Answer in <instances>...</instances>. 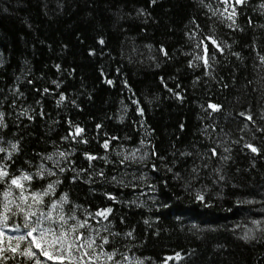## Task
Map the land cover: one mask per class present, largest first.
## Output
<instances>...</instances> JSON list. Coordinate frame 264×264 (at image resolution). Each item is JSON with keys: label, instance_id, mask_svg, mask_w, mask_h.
Returning <instances> with one entry per match:
<instances>
[{"label": "trees", "instance_id": "obj_1", "mask_svg": "<svg viewBox=\"0 0 264 264\" xmlns=\"http://www.w3.org/2000/svg\"><path fill=\"white\" fill-rule=\"evenodd\" d=\"M261 5L264 0L237 5L238 27L230 28L231 21L212 14L223 10L221 0H0V111L7 124L0 129V146L10 150L11 142L19 148L10 160L0 153V165L14 175L35 174L42 163L53 168L42 158L56 150L69 153L51 199L67 194L65 213L76 209L81 218L111 208L108 220L91 223L108 238L104 250H115L121 264H264V232L254 241L240 238L252 220L264 222ZM205 36L224 48L221 53L205 40L207 55L215 53L209 75L203 61L194 60L204 55L195 45ZM60 93L67 99L58 103ZM210 104L220 107L213 111ZM77 125L84 131L74 136ZM212 148L216 156H210ZM136 149L137 159L153 149L158 156L119 163ZM85 153L98 158L89 161ZM56 179L34 176L32 190ZM5 188L0 185V212ZM8 227L14 235L5 231L6 237L25 233L19 216ZM27 246L26 239L21 247ZM84 262L91 264L87 257ZM0 264L31 261L8 252Z\"/></svg>", "mask_w": 264, "mask_h": 264}, {"label": "snow or ice", "instance_id": "obj_2", "mask_svg": "<svg viewBox=\"0 0 264 264\" xmlns=\"http://www.w3.org/2000/svg\"><path fill=\"white\" fill-rule=\"evenodd\" d=\"M152 3H155L156 0H151ZM245 0H221V4L224 5L223 10H215L213 11V15H217L221 18H225L231 23L228 27H238L236 25V6L243 5ZM203 3V0H201ZM264 7V5H261ZM231 9V10H230ZM195 23V21H193ZM196 28H199V25H196ZM195 33L189 35V39L194 38ZM205 40L211 41V44L215 46L217 50L221 53L224 51V48L221 46L218 41L212 36H205L202 39H199L196 43V48L203 47L204 55H197L194 57V60L203 61V66L205 68V75H209L207 71L211 66L209 64V60L212 59L215 55L213 53L212 57L207 55L208 45L205 43ZM101 44L104 43V40L101 39L99 41ZM161 52L164 53L165 56L168 53L161 47ZM237 57H239V53H234ZM259 60L261 64H264V56H260L258 54ZM189 66H193V61H189ZM59 68V65L56 66ZM107 83L111 84L112 81L108 80ZM53 84L56 87H59V84L56 81H53ZM226 86V85H225ZM43 91L47 93L49 91L48 88H44ZM171 91V89H169ZM175 95L179 98L180 94L177 92ZM67 98L64 93L59 94V101L63 102ZM39 103V102H37ZM75 103V101H73ZM134 103L139 104L138 101H134ZM210 108L213 111L217 110L220 106L216 104H210ZM137 111L143 115V108L138 107ZM27 115V113H23ZM43 115V113H41ZM210 115V114H209ZM241 116H244L245 113L241 112ZM32 116H28V119H32ZM248 120H252L251 115L247 116ZM7 124L5 122V113L0 111V129L6 128ZM100 127V125H97ZM183 127V126H181ZM247 127V125H245ZM260 131H264V129H258ZM84 131L78 125L75 126V135H79ZM74 138V137H73ZM64 139H68V137H64ZM115 139V138H113ZM82 143H87L86 140H81ZM143 143V142H141ZM10 150L0 146V153H6L4 159L10 160L12 154L19 151L17 143H11ZM102 147L104 149L109 148V141L105 140ZM246 147L251 148L253 153H258V149L253 147L251 144L246 145ZM139 149L134 150V152L125 156L123 159L119 161L120 164H125L126 161L132 162H143L147 159H150V156H158V154L153 149L151 154L149 152H144L137 159L136 152H139ZM225 152L228 151L227 148L224 149ZM180 155H185V153H180ZM187 155H192V153H188ZM217 152L215 148L210 149V156H216ZM69 153L56 150L50 155L42 158L47 161L53 162V168H46L42 163L37 167V171L35 174L22 171L19 175H14L9 171L7 164L0 165V185L7 184V188H5L3 195L5 198V202L2 207L4 209L3 212H0V256H5V253H12L13 258L16 255H22L31 261V264H44V261L40 259V257L46 258L47 261L59 260L61 264H85L84 257H87L88 261L91 264H102V261H112L113 264H121L120 261L115 260L117 252L115 250L108 252L104 250V245L108 244V238L106 236L100 235V230L96 229L91 221L96 220L97 217L102 218L103 220H108L109 214L112 212L111 208H105L101 210H97L95 213L87 212V214L81 218L76 212V209H71L68 214L65 213L64 205L68 203L67 194H63L59 197V199H51L52 194L55 192L56 185L62 183V181L58 178V173L65 172V167L62 164L67 163ZM86 158L89 161L95 160L98 157L93 156L91 154L85 153ZM55 158V159H54ZM162 162L165 160V157H158ZM222 160H228L229 157L222 156ZM207 166V165H205ZM152 169L157 170L156 165L152 164ZM81 172L84 169L80 170ZM167 171L171 172L172 168H167ZM195 171V169H193ZM217 173H219V169H216ZM99 176L103 177L104 173L99 172ZM175 176L179 177V173H175ZM35 177L43 180L46 177H57L56 180L50 181L46 187H43L40 190H32L31 181ZM78 177L73 176L72 179L76 180ZM142 178V177H141ZM113 181L117 183L123 184V179L117 181V178L113 176L111 178ZM136 179V177H133ZM220 180H224L223 175H219ZM28 182V183H25ZM152 187V186H150ZM15 193V195H14ZM108 197L112 200H115L116 197L112 196L110 193H106ZM9 197H13L9 199ZM48 197L49 200L46 201L45 198ZM196 200L199 202L205 201V196L202 193L196 194ZM253 203L254 201H237V204L241 203ZM163 207H168V205H162ZM210 202L205 204V207H209ZM45 209H49L45 211ZM14 216H19L23 220V228L25 229V233L18 236H7L5 234L4 229L8 228L9 221ZM99 220H96V223H99ZM148 223V221H145ZM251 224L253 227H248L245 225L246 231L240 237L245 242L254 241L257 239L256 233L264 232V222L261 220H252ZM20 225L16 226V231H19ZM237 228L240 225H236ZM104 231H108L107 226L104 227ZM128 237L132 236V232L126 233ZM5 238L8 243L5 246ZM27 239L28 246L21 247L22 242ZM99 240V243H97ZM99 249V251H98ZM179 257V254H177ZM7 258V257H5ZM123 260L127 261L128 257L122 254ZM171 259V257L169 258ZM142 264V262H139Z\"/></svg>", "mask_w": 264, "mask_h": 264}]
</instances>
